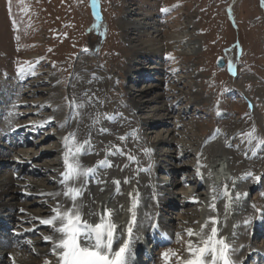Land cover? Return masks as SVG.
I'll use <instances>...</instances> for the list:
<instances>
[{"label": "rangeland", "instance_id": "374dc122", "mask_svg": "<svg viewBox=\"0 0 264 264\" xmlns=\"http://www.w3.org/2000/svg\"><path fill=\"white\" fill-rule=\"evenodd\" d=\"M165 8L167 12L162 11ZM129 9L131 12H127ZM147 16H150L147 21L150 25L158 24L161 28L160 36L141 33L139 39L136 30L126 32L125 18H136L143 25ZM189 40L196 44V53L192 55L182 50ZM153 41H159L157 46H151L159 48L157 55H140V50L151 48ZM218 57L224 60L221 68L216 65ZM230 64L235 75L229 70ZM21 68L25 69L23 75L19 72ZM88 74L91 79L97 74L96 78L103 83L99 90L87 87L90 100H97V114H103L106 120L114 118L115 126L122 131L131 126L135 128L133 131H140L136 143L144 155L148 154L145 149L152 153L148 169L160 183L159 192L184 202L167 211L159 210L169 220V228L185 229L190 226L186 220L196 216L197 199L189 197H198L203 185L199 184L194 164L199 154L206 161L207 155L214 154L219 141L217 137L211 138L217 130L233 131V143L250 146L248 149L252 151L256 149L257 159L251 162L250 168L261 179L257 187L249 190V195L255 198L256 207L264 208V145L259 149L255 140L250 144L241 135L255 127L254 135L264 140V6L261 0H97L95 8L92 0H0V79L11 86L19 81L22 84L14 92L18 94L19 111L12 126L38 128L36 142L22 148L14 149L0 139V154L6 152L11 156L0 162L1 178L3 173L15 178L14 170L19 167L20 178L25 183L33 179L45 187L56 185V169L45 168L44 164L58 162L54 152L62 147V137L56 133L57 123L63 118L65 125L69 117L71 121L76 118L75 104L69 102L76 101L73 89L78 78ZM50 90L59 95L57 104L45 101ZM157 93L162 97L149 101L146 111L127 110L132 96L135 100H144ZM56 107L60 111L58 117L44 120L52 116ZM160 116L168 117L160 120ZM108 133L112 137V131ZM161 136L167 143L153 145L152 141ZM117 143L129 146L130 141ZM28 148L34 158L41 159L32 162L36 165L19 159L21 151L18 150ZM175 161L183 166L176 173H170ZM182 175H186V181L180 184L178 177ZM186 188H189L188 198L184 201L176 192ZM29 197L35 201L31 209L45 216L48 207L43 195L30 192ZM2 214L10 216L7 211ZM17 223L25 228L37 222L25 219ZM13 228L9 225L8 231ZM41 231L48 233V226H38L29 235L40 238ZM261 235L254 234L251 240L260 244L264 242ZM22 242L15 241L19 244L15 245L17 251L31 252ZM39 246L45 248L47 244ZM156 251L162 252L159 248ZM33 256L36 257L32 253Z\"/></svg>", "mask_w": 264, "mask_h": 264}, {"label": "bare ground", "instance_id": "6f19581e", "mask_svg": "<svg viewBox=\"0 0 264 264\" xmlns=\"http://www.w3.org/2000/svg\"><path fill=\"white\" fill-rule=\"evenodd\" d=\"M130 10L131 9H129V11L127 10V12H131ZM136 14L140 15L139 13ZM149 17L147 16L145 18L147 20L143 23V25L137 23L136 18H125L126 20L123 22V26L125 27L127 33L130 29L134 31L136 30L138 37L142 36L140 35L141 33H150L155 36H160L161 28L158 27V24L156 25L152 23L150 25V23L147 22L150 19ZM146 24H148V26ZM152 38L153 37H151L150 40H153ZM158 42L153 41V44H150L149 46H157ZM183 47L184 48L182 50L184 51V54L185 52L191 55L196 53L195 42H191L189 40L185 46L183 44ZM140 51V55L145 53L143 55L155 56L160 50L159 48L151 47L148 50L146 49ZM90 76L91 75L84 78L81 77L80 79L78 78L74 85L73 93L76 101L73 108L76 118L71 121L70 117L67 115L69 118L66 120V124L64 125L65 119L61 118V121H58L57 123L59 128L56 126V129H58L56 130V133L62 137V140L68 133L76 132V138L78 141L83 142L86 139L90 141V143L86 145L87 154L81 157L85 166H94L98 161L105 159H107L109 164H111V167H98L96 172L88 178L86 187L83 190V196L79 201V203L83 205L81 211L84 214V218L89 219L92 223H96L98 222L99 216H89L88 214H100L103 213L105 208H107L113 211V219L118 224L126 226L128 220L131 218V214L128 211L132 203V197L129 196V193L131 192L133 197L138 200V205L135 209L136 222L133 227V239L131 244L133 253L130 258L131 264H141L143 262H147V264H163L162 258L161 260H158V257H161V253L168 248L176 249L179 253H183L184 256H187V253L184 252V248L186 246L184 241L189 239V237L187 236L185 229L192 228L198 231L200 226L204 224L210 216L215 217L216 219L215 226L218 230V235H225L226 242L231 245V259L235 262V264H264V242L258 244V241H251L255 227L262 230L260 235H264V208L260 210L256 207V201L254 202L255 198L249 195V190L252 187H257L259 182L254 179L257 175L253 174V171H251L250 168L251 162L257 159L255 158V152H257L255 151L256 149L254 152L251 149H248L250 146L246 147L241 143H233L231 141L233 131L230 133H223L220 131L214 133V136L211 139L217 137V140L219 141L218 148L213 151V155L206 154L209 156V158L206 156L208 158L207 161L201 155L202 153L199 154L198 160L196 164H194L195 168L197 170L199 169V183L203 185V191L198 197H189L195 201L197 199V203L195 202L197 208H194L196 209L194 211V215L196 214V216H192L191 218L189 217L186 220V224H189L190 226L185 227V229L177 227L169 228V220L163 218L159 210L167 211L174 206H182L184 202H179L176 198L170 199L164 197L159 192L158 188L161 186L160 183L157 182L154 174L149 170H141L148 169L150 164L149 159L151 158L152 160V153L149 151L148 154L144 155L140 147L137 145L140 135H138V133L140 131L137 129L133 131L135 129L132 128L133 126L128 129H123L122 131L115 126L114 118L107 117V121L103 114H97V100H90L87 87L99 90L101 89V85L103 83L101 84V80L96 78L98 76L97 74L96 76L94 75L95 78L92 79ZM234 82L237 83L236 80ZM14 85L11 86L0 79V138L3 137L6 132L8 133L11 122L18 118L19 104L16 103V95L18 94H15L14 92L15 90H19V86ZM140 94L141 93H139V95ZM161 97L162 94L158 93L154 95V97L149 99L145 98L144 100H135L132 96V100L128 106L129 109L127 110H131L132 112H136V110L137 112H144L146 104L149 103V101ZM58 98L59 95L50 90L45 101L57 104ZM154 102L159 101L154 100ZM78 104H83V107L77 109L76 105ZM162 105L163 103L161 106ZM57 107L54 112H51L52 116H48L43 119L47 120L51 117L57 118L58 113H60V108L58 107V110ZM122 108H124V106H121V109ZM251 109H253V107ZM131 115H128L129 118ZM165 115H167V113ZM161 116L160 120L168 117ZM222 116L226 117L225 114H222ZM135 119H137L136 116ZM152 122L154 123V120H152ZM108 131H112V137H109ZM167 131L168 130H166V132ZM148 132L154 133L155 131L149 130ZM121 136L127 137L124 139L125 141H130L129 146L128 144L126 145L127 148H125L126 146L122 145V143L120 145L117 143L120 142L119 137ZM168 136L170 135L168 134ZM152 142H155L153 145L165 142L164 136H161L156 141ZM165 143H167V141ZM117 148L121 149L123 154L117 153ZM20 151L21 152L18 154L19 159L24 160V162H31L30 165H36L37 163L34 164L32 162L41 160L34 158V154L29 151V148L24 150L20 149ZM63 151L64 149L62 144V147L56 148L54 152V155L59 157L58 162H52V165L48 163L44 164L45 168L48 167L50 170L54 169V171L56 169L57 183L54 187H45V185L38 184L33 179H28L27 183H25V181L23 182L19 177L20 169L16 170L15 178L11 174L3 173L1 175L0 223L10 221L15 225V222L23 221L25 219H31L37 223L25 228H16L11 233H8V236L2 235V237H0V264H13V258L15 264H44L46 259L51 261L52 264H56V257L50 252L52 246L51 242H46L43 239L44 236L53 235L52 230L48 227V233L41 231L43 234H41V237L39 236L40 238L30 237L29 234L31 231L29 230L32 229V231H35L33 229L38 228V226H45L40 224V220L38 218L47 219L51 214V208L55 206L57 200L63 206H68L70 204V201L66 197L62 195H55L56 193H61L64 190L60 184V180L62 178L60 173L63 171ZM40 153L41 152L39 151L38 154ZM25 154L27 156L29 155L28 157L30 158L24 156ZM129 155L135 156V161H130L128 159ZM178 155L176 156L177 158L179 157ZM165 156H168V154ZM9 157L11 156L6 152L0 154V162L3 163L6 159L9 160ZM175 162V165L171 167L172 169L170 170V173H176L180 170V167L183 166V164L179 165V163H177L178 161ZM249 172H252L253 176L245 178L246 174ZM178 178L182 181L181 176ZM220 178H222V182L216 185L215 181ZM114 180L120 181L119 185L114 184ZM125 180H128L129 182L125 183ZM43 183H45V181H43ZM225 186H227L228 192L231 194V201H229L227 197L220 195V193L224 191ZM117 188H119V191H117ZM213 188H215V195L217 196L215 201L212 199V196L214 195ZM188 190L189 188L183 189V191L178 190L176 194L185 201L188 198ZM30 192L43 195L44 201L46 199V202L44 203L45 205L47 204L48 210L45 216H41L38 212H34L35 209L34 211L31 209L35 204V201L29 200ZM237 194H240L239 198H237ZM21 195H23V197H20ZM5 196H7L6 200L3 199ZM19 197L21 199H19ZM48 199H51L52 202H48ZM213 203L215 204L214 210L209 207ZM226 205H228L227 208ZM253 205H255V207H253ZM257 209L260 211H257ZM2 211H7L10 215H8V219L2 216ZM183 219L185 220V218ZM245 221L249 222L245 223ZM153 225L156 226L153 227ZM123 231L124 229L120 228L118 230V234ZM169 231L172 233L170 234ZM16 233H22L23 235L18 236ZM177 233H179L182 237L180 242H177ZM11 239H20L24 243L26 240H31V245L25 243L26 247H31V252H27L26 249H20L21 251H17L16 247H14L11 243ZM193 239L195 240L196 238ZM122 242L123 241L121 240L120 243ZM147 242H151L152 244L158 243L165 247L162 249V252L159 253L153 249V245L150 247ZM41 243H46L47 246L42 248L39 246ZM118 247V243L114 244V248ZM33 249H35V251H33ZM32 253L36 257H32ZM136 256L138 257V261L134 260Z\"/></svg>", "mask_w": 264, "mask_h": 264}, {"label": "snow or ice", "instance_id": "6c2138e0", "mask_svg": "<svg viewBox=\"0 0 264 264\" xmlns=\"http://www.w3.org/2000/svg\"><path fill=\"white\" fill-rule=\"evenodd\" d=\"M97 0H92V5L95 8ZM261 5L264 6V0H261ZM167 12L168 9H162ZM229 16L231 17V6L228 8ZM238 47V45H237ZM85 51H88L85 49ZM171 58V54H169ZM29 71L31 66L29 65ZM229 70L235 75L231 64ZM21 75L24 74L25 69H19ZM70 105L75 104V101H70ZM77 109L83 107V104L76 105ZM219 114V113H218ZM110 118V117H109ZM52 118H49L51 120ZM106 131V130H105ZM219 131V130H217ZM255 127L247 133L241 135L246 137L251 144L253 140L256 141V146L264 145V140L258 139L255 133ZM77 133L70 132L63 137V171L60 173L62 177L60 184L63 187L61 193H56V196H64L69 201L68 206H63L57 200L55 206L51 208V214L47 219H40V224L48 226L53 235L44 236L43 239L46 242H51V254L56 257V264H131L132 253V239H133V227L136 222L135 209L138 205V200L133 197L130 192L129 196L132 197V203L128 211L131 214V218L128 220L127 225H120L113 219V211L105 208L103 213H89V216H99L98 222L92 223L89 219L84 218V214L81 209L83 205L79 203L83 196V190L86 187L88 178L96 172L98 167L107 166L111 167L108 160L98 161L94 166H85L81 160V157L87 154L86 145L90 143L89 140L80 142L77 140ZM126 137H119L120 140H124ZM145 153L150 150L145 149ZM116 152L123 154L122 150L117 148ZM130 161H135L136 157L129 155ZM127 166V165H126ZM142 171H148L149 169H141ZM199 175V169L197 171ZM251 172L247 173L245 178L251 177ZM259 181V176L254 177ZM125 180V183H128ZM114 184L119 185L120 181L114 180ZM119 191V188H117ZM214 195L213 201L217 199L215 195V188H213ZM52 195V194H49ZM138 195V193H137ZM221 196L227 197L231 201V194L228 192L227 186L224 191L220 193ZM240 194H237L239 198ZM213 210L215 204L209 206ZM228 205H226V208ZM255 207V205H253ZM257 211H260L257 209ZM249 221H245L248 223ZM215 217L210 216L204 224H202L198 231L187 228L185 232L189 239L184 241L186 245L184 252L179 253L178 250L168 248L161 253L163 264H235L231 259L232 248L226 242V238L218 235V230L215 226ZM156 225H153L155 227ZM123 228V232L118 230ZM29 231H32L30 229ZM16 235H23L22 233H16ZM193 238H196L195 240ZM123 241L120 243V241ZM182 237L177 233V242H180ZM28 245L32 244L31 240H26ZM119 244L118 248H114V244ZM35 251V249H33ZM13 264H15L13 258ZM44 264H52L51 261L45 260Z\"/></svg>", "mask_w": 264, "mask_h": 264}, {"label": "water", "instance_id": "95a60500", "mask_svg": "<svg viewBox=\"0 0 264 264\" xmlns=\"http://www.w3.org/2000/svg\"><path fill=\"white\" fill-rule=\"evenodd\" d=\"M216 65H217L218 67H223V65H224V60H223L222 57H218V58H217V60H216ZM221 182H222V178H220V179H218V180L215 181L216 184H219V183H221Z\"/></svg>", "mask_w": 264, "mask_h": 264}, {"label": "built area", "instance_id": "2783aa9c", "mask_svg": "<svg viewBox=\"0 0 264 264\" xmlns=\"http://www.w3.org/2000/svg\"><path fill=\"white\" fill-rule=\"evenodd\" d=\"M218 67V66H217ZM221 68V67H220Z\"/></svg>", "mask_w": 264, "mask_h": 264}]
</instances>
